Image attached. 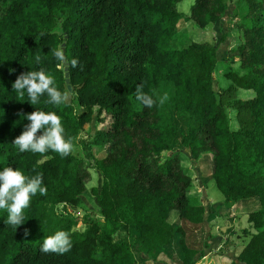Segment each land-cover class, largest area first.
<instances>
[{"label":"trees","instance_id":"1","mask_svg":"<svg viewBox=\"0 0 264 264\" xmlns=\"http://www.w3.org/2000/svg\"><path fill=\"white\" fill-rule=\"evenodd\" d=\"M180 1L0 0V170L42 173L47 188L46 195L32 197L17 229L0 209V264H141L137 254L150 260L168 255L174 241L182 257L177 264H195L205 242L195 234L188 240L185 232L194 230L183 222L202 227L205 208L190 199L192 180L179 148L195 160L208 155L225 205L258 201L247 214L255 232L229 264H264V0H238L231 12L226 0H194L190 7L187 18L201 29L227 15L237 19L239 66L225 68L222 76L232 83L219 95L211 80L218 63L212 44L173 47ZM62 44L68 59L83 65L68 66L71 102L47 103L45 94L30 104L27 92L19 96L12 83L22 72L43 68L63 92L64 65L53 55ZM138 84L149 94L168 92L169 101L139 105ZM237 88L253 96L237 99ZM223 99L233 100L236 130L229 128ZM36 108L55 112L72 141L94 119L106 122L84 146L88 158L91 145L104 155L93 159L100 189H90L101 218L85 217L82 231L72 230L76 218L56 210L79 206L89 179L85 160L51 150L21 153L12 143L29 123L24 113ZM171 211L178 212L179 224L169 222ZM121 229H132L134 241L113 240ZM58 230L70 234L71 250L42 253L44 238Z\"/></svg>","mask_w":264,"mask_h":264},{"label":"rangeland","instance_id":"2","mask_svg":"<svg viewBox=\"0 0 264 264\" xmlns=\"http://www.w3.org/2000/svg\"><path fill=\"white\" fill-rule=\"evenodd\" d=\"M238 0H226L228 4V10L231 12L236 6ZM194 0H181L177 4V10L183 14L180 18L177 31L178 33L173 37V47L182 48L193 41H207L211 43L215 48L217 53L218 63L216 64L213 75H211L213 90L219 95L223 92L230 84L229 80H226L222 75L225 68L232 65V68L238 70L239 59L237 57V52L235 46L238 45V28L235 26L237 19L231 15H227L222 18V20L209 24L205 28L201 29L195 26V24L188 20L187 16L190 13V7ZM225 84H223V83ZM231 93L224 95L227 96ZM253 96L252 90L245 92H239L236 94L237 99L249 98ZM223 97V98H224ZM224 100V110L227 113L229 128L235 129L239 128L237 113L233 109V100ZM104 123L98 122L94 119L90 126H85L82 131L73 139V151L72 154L77 158L83 159L86 162L87 174H89V179L85 182L86 191L82 195L81 202L79 206L73 207L69 204H59L57 207V213L62 214L64 212L70 214L77 219L76 225L72 230L82 231L85 228L86 218L95 217L101 218L96 211V206L93 203V195L90 192L92 187L100 189L102 183L101 175L93 168L94 167V157H102L104 152L99 151L95 146H88L93 153L89 158L86 156L85 143L88 142L89 137L94 133L95 129L101 127ZM179 153L181 152V164L183 171L191 178V186L187 189L190 199L195 203H200L205 208L204 220L200 230L193 231L197 235V239L200 243L205 242L207 236L209 235L208 229L213 230L215 235H221L223 238H227L229 241L232 240V245L230 248L232 250L233 256L236 258L241 248L247 243L250 235L254 233L251 228L252 225L247 221L248 212L258 208V201L255 199L251 200H241L233 205H225L224 201L221 199L223 195L216 188L213 179L210 175L211 159L208 155H204L198 160L193 159L189 151L186 148H179ZM168 151L162 152V156H166ZM222 196V197H221ZM226 207V208H225ZM212 216V220H211ZM233 216V219H232ZM86 217V218H85ZM216 217V218H215ZM178 212L171 211L168 220L171 223L177 224ZM226 220L230 223H226ZM240 222L241 227L238 228ZM222 231L220 228L225 227ZM134 231L132 229H121L114 234L113 240H127L128 242L134 241ZM180 236H176L179 239ZM138 256V254H137ZM164 257L165 253H161L159 257ZM139 262V261H138ZM173 264H177L176 260L172 261Z\"/></svg>","mask_w":264,"mask_h":264},{"label":"clouds","instance_id":"3","mask_svg":"<svg viewBox=\"0 0 264 264\" xmlns=\"http://www.w3.org/2000/svg\"><path fill=\"white\" fill-rule=\"evenodd\" d=\"M59 34H63L60 28L55 29ZM55 59L65 66L72 68L80 67L76 58L68 59L63 47L53 50ZM40 57H36V62H40ZM12 90L23 97L25 92L29 97L28 102L32 105L39 103V98L45 94L49 97L47 103L59 105L65 103L73 95V90L65 88L61 92L55 86L53 76L47 74L43 68L38 71H27L20 73L12 83ZM170 99L169 93L161 94L153 90L152 94L143 90V84H138L135 91V100L139 105L147 108L153 107L157 102L163 106ZM29 123L24 125L23 131L15 137L12 142L18 146V151L23 153L31 151L33 153L44 154L49 150L59 153L62 157L70 155L73 151L71 138H65V129L61 118L55 112H47L37 109L24 113ZM37 193L47 194V188L43 186V174L37 173L34 176H25L19 168L6 166L0 170V209L7 211L5 223L17 229L24 223V209L28 208L31 199ZM24 235H29V230H24ZM72 240L70 234L64 230H58L54 234L44 238L40 251L44 254L55 253L64 254L71 250Z\"/></svg>","mask_w":264,"mask_h":264},{"label":"crops","instance_id":"4","mask_svg":"<svg viewBox=\"0 0 264 264\" xmlns=\"http://www.w3.org/2000/svg\"><path fill=\"white\" fill-rule=\"evenodd\" d=\"M231 83L232 82L230 81V84ZM230 84H226V85L229 86ZM245 91H248V90L237 88L235 91V94L239 92L243 93ZM241 99H245V98H241ZM237 128L232 129V130H236ZM221 199L223 200V198ZM174 212H177V211H174ZM169 217H170V214H169ZM232 219H233V216H232ZM177 222L179 224L178 218H177ZM184 223L187 227H189L188 229H193L194 231L200 230L198 228L200 227V225H194V224H191L185 221L183 222V225ZM226 223H230L229 220L228 221L226 220ZM181 224H182V221H181ZM235 224H238V228L241 227L240 222H236ZM212 231L213 230L208 229L209 235L207 236V239H205V244L203 245L200 244L202 248L200 249L201 250L200 253L197 254L196 258L194 259L195 260L194 263L195 264H229L231 261H235V257L233 256L232 250L230 248V245H232L231 244L232 240L229 241L227 238L225 239L221 235H215L214 232ZM185 233H186V237L188 240L189 238L194 237V232H190V230H188V232L186 231ZM137 257H138L137 260L141 264H173L172 263L173 260H176L178 263L180 261V258H182L179 246L175 241L171 244V251L169 252V254L168 255L165 254L164 257L158 256V258L153 259V260L148 259L143 254H138Z\"/></svg>","mask_w":264,"mask_h":264},{"label":"water","instance_id":"5","mask_svg":"<svg viewBox=\"0 0 264 264\" xmlns=\"http://www.w3.org/2000/svg\"><path fill=\"white\" fill-rule=\"evenodd\" d=\"M61 46L63 47L64 44H62ZM61 46H60V47H61ZM64 70H65V73H64L63 78H64L65 88H69V89H72V90H73L72 85L69 84V79H68V76H69V73H68V66H65V65H64ZM71 97H72V96H71ZM71 97L69 98V100L67 101V103H70V102H71ZM226 227H227V226L222 227V228H220V230L224 231Z\"/></svg>","mask_w":264,"mask_h":264}]
</instances>
